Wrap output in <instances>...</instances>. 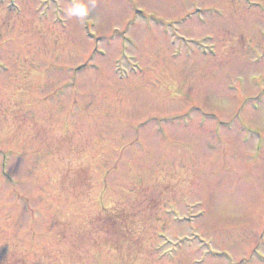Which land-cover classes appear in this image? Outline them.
<instances>
[{"label":"rangeland","instance_id":"1","mask_svg":"<svg viewBox=\"0 0 264 264\" xmlns=\"http://www.w3.org/2000/svg\"><path fill=\"white\" fill-rule=\"evenodd\" d=\"M255 1L0 0V264H264Z\"/></svg>","mask_w":264,"mask_h":264},{"label":"bare ground","instance_id":"2","mask_svg":"<svg viewBox=\"0 0 264 264\" xmlns=\"http://www.w3.org/2000/svg\"><path fill=\"white\" fill-rule=\"evenodd\" d=\"M3 130L6 133V132H9L11 129L9 127H6ZM81 160H83L84 162L90 161V163H91V159L89 158L88 153H84L81 156ZM52 176L55 178V176L53 174H52ZM86 200H87V197L84 196L80 200L79 206H77V205L76 206L81 208L82 206H84L85 204H87L86 203ZM56 206L60 209V215L62 214L63 216H66V214L70 215V213L74 210V206L70 203L69 200H65V201L60 200V202L56 203ZM91 206H92V204H91Z\"/></svg>","mask_w":264,"mask_h":264},{"label":"clouds","instance_id":"3","mask_svg":"<svg viewBox=\"0 0 264 264\" xmlns=\"http://www.w3.org/2000/svg\"><path fill=\"white\" fill-rule=\"evenodd\" d=\"M65 11L69 17L76 16L83 22L87 21L88 7L83 0H73L72 5L66 8Z\"/></svg>","mask_w":264,"mask_h":264}]
</instances>
